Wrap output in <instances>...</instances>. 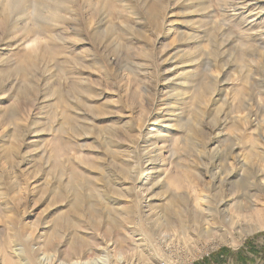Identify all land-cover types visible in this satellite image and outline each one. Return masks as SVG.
<instances>
[{"label": "rangeland", "instance_id": "obj_1", "mask_svg": "<svg viewBox=\"0 0 264 264\" xmlns=\"http://www.w3.org/2000/svg\"><path fill=\"white\" fill-rule=\"evenodd\" d=\"M139 138L153 148L135 184ZM229 148L238 174L223 191L246 225L248 199L264 198V0H0V257L142 264L155 252L157 264H195L263 247L264 230L239 243L234 231L190 262L183 231L166 225L177 209L202 216L210 155ZM76 234L91 243L68 258Z\"/></svg>", "mask_w": 264, "mask_h": 264}, {"label": "bare ground", "instance_id": "obj_2", "mask_svg": "<svg viewBox=\"0 0 264 264\" xmlns=\"http://www.w3.org/2000/svg\"><path fill=\"white\" fill-rule=\"evenodd\" d=\"M154 5V4H153ZM47 10L52 12V16L56 17L58 14V5L57 3H54V5H50L48 7H46ZM45 8V9H46ZM153 10V8H152ZM59 54V52H58ZM171 81V80H170ZM157 95V94H156ZM104 115V114H103ZM78 116V115H77ZM178 116V115H177ZM251 116V115H250ZM179 119V118H178ZM249 119V118H248ZM250 120V119H249ZM218 128V127H217ZM171 129V128H170ZM78 132V131H77ZM126 132V131H125ZM124 132V133H125ZM127 133V132H126ZM129 134V133H128ZM199 134V133H198ZM135 135V134H133ZM142 135V134H141ZM164 135V134H163ZM196 135V133L194 134ZM141 138V136H139ZM167 137V136H166ZM192 137V136H191ZM196 137V136H195ZM121 138V137H120ZM137 141H135L134 148L137 151L136 157L137 160L135 161V166L132 168L131 171V176L129 177L130 179H133V183L137 184L141 181V176H140V172L137 173V169L142 165V163H144V161L147 160L149 154L151 153V149H148V147L142 146V144L146 143L147 140L144 139H140ZM132 139V137H131ZM150 139V138H149ZM158 139V138H156ZM121 140V139H120ZM125 140V139H122ZM121 140V141H122ZM195 140V139H194ZM127 141V140H126ZM130 141V140H129ZM127 141V142H129ZM157 141V140H156ZM119 142V141H118ZM131 142V141H130ZM133 142V141H132ZM131 142V143H132ZM117 143V142H116ZM15 144V143H14ZM120 144V142H119ZM125 144V141L124 143ZM127 144V143H126ZM131 146V144H129ZM157 145V144H156ZM173 145V144H172ZM17 146V145H16ZM12 147V146H11ZM19 147V146H18ZM128 147V146H127ZM143 147V148H142ZM13 148V147H12ZM15 148V147H14ZM18 149V148H15ZM127 149V148H126ZM156 150V148H154ZM153 149V150H154ZM236 149V148H234ZM11 150V149H10ZM128 150V149H127ZM15 152L18 150H14ZM120 151V150H119ZM122 151V149H121ZM120 151V152H121ZM125 151V150H124ZM129 151V150H128ZM119 152V153H120ZM134 152V150H133ZM132 152V153H133ZM131 153V152H130ZM135 153V152H134ZM232 153H233V148H229L226 151H219L216 150L214 153H212L210 155V160L211 162L206 166V173L210 174L209 175V179L211 180L210 183H208L210 186L206 187L207 188V192L208 195H205V199H206V207H202L204 208V210H199L198 214H201L202 216L199 218L198 217H194L191 216L189 217L187 215V213L185 212V210L183 209H177L173 212V214H168L166 212V215L168 216V221L166 223V225L168 226H173V227H178L180 228V230L183 231V235L185 238V241H189L190 242V246L188 249V256H189V261L192 262L195 259H197L198 257L202 256L205 253H208L209 251L215 249L218 245H220L221 242L225 243L228 240V234H231L232 232L236 231V235L238 241L237 243H239L240 241H243L247 236H249L250 234L260 231V230H264V198L262 199V203L260 204L261 207H257V208H253L254 202L249 198V204L250 206V214L248 215V221L249 223H247L246 225H244L240 220L239 217H241V212L244 208V205L241 204L237 199H239V197L231 195V194H226L224 190V184L227 183L228 181L234 180L235 177L237 176V172L234 171L233 167H232ZM121 154H123L121 152ZM207 154V153H205ZM9 155V154H8ZM7 155V156H8ZM15 156H17L14 153ZM98 155V154H97ZM101 155V154H100ZM104 155V154H103ZM171 155V153H170ZM174 155V154H173ZM237 155V154H236ZM118 156V154H117ZM131 156V155H130ZM10 157V156H9ZM100 157V156H99ZM134 157V155H133ZM154 157V156H153ZM8 158V157H7ZM14 158V157H13ZM129 159V157H124V159ZM135 158V157H134ZM175 158V155H174ZM207 158V156H206ZM209 158V156H208ZM149 159V158H148ZM116 160V159H115ZM130 161L132 159H129ZM21 161V160H18ZM127 161L128 165L132 164V162ZM208 161V160H207ZM17 162V161H16ZM22 162V161H21ZM19 162V163H21ZM122 162V161H121ZM119 163V162H118ZM126 163V164H127ZM146 163V162H145ZM117 164V163H116ZM125 164V163H124ZM125 164V165H126ZM240 167H244L246 166V163L239 161ZM119 165V164H118ZM133 165V164H132ZM121 166V165H120ZM181 167V166H180ZM183 167V166H182ZM61 168V167H59ZM71 168V167H70ZM191 168V167H190ZM72 169V168H71ZM74 169V168H73ZM77 169V167H76ZM75 169V170H76ZM91 169V168H90ZM97 169V168H96ZM95 169V170H96ZM189 169V168H188ZM153 170V169H152ZM195 170V169H194ZM81 171V170H80ZM100 171V170H99ZM144 171V170H143ZM148 171V170H147ZM151 171V169H150ZM189 171V170H188ZM198 171V170H197ZM197 171H191V173L193 175H195V177H197L198 179L200 178L201 181H205L202 177H199L201 174L198 173ZM70 172V171H69ZM83 172V171H82ZM92 172V171H91ZM103 172V171H102ZM73 173V172H72ZM99 173V172H98ZM101 173V172H100ZM122 173V170H121ZM146 173V172H145ZM148 173V172H147ZM153 173V172H152ZM77 174V173H75ZM86 174V173H84ZM94 174V172H93ZM149 174V173H148ZM87 175V174H86ZM89 175V174H88ZM242 175V174H241ZM79 177V175H73V177ZM93 176V175H92ZM96 177V176H95ZM164 177V176H163ZM75 178V177H74ZM87 178V177H86ZM181 178V177H180ZM179 178V180H180ZM78 179V178H77ZM83 180V178H81ZM128 179V177H127ZM172 179V178H171ZM185 178H183L184 180ZM187 179V178H186ZM71 180V179H70ZM94 180V179H92ZM91 180V181H92ZM173 180V179H172ZM80 181V180H79ZM99 180L97 179L96 182H98ZM163 181V180H162ZM181 181V180H180ZM186 181V180H185ZM184 181V182H185ZM258 181V180H257ZM77 182V181H76ZM81 182V181H80ZM113 182V181H112ZM177 182V186L180 187V183L179 181ZM260 182V181H259ZM72 183V182H71ZM84 183V182H83ZM95 183V182H94ZM116 183V182H115ZM102 184V182H101ZM185 184V183H184ZM104 185V184H103ZM124 185V184H123ZM221 185V188L220 186ZM119 186V185H118ZM176 186V184H175ZM100 187V186H99ZM102 187V185H101ZM100 187V188H101ZM131 187V186H130ZM103 188V187H102ZM182 188V186H181ZM261 190L260 191H264V182L261 183ZM1 189V188H0ZM88 189V188H87ZM114 189V188H113ZM132 189V188H130ZM179 189V188H178ZM185 189V188H184ZM135 190V189H134ZM222 191L221 195L219 194V202H217L216 206H211L209 203V199H210V195L212 193V191ZM79 191V190H78ZM129 189L128 190H124L122 192V195H127ZM179 191V190H178ZM183 191V189H182ZM185 191V190H184ZM259 191V190H258ZM211 192V193H210ZM76 193V192H75ZM100 193V192H98ZM114 193V192H113ZM136 194V190L134 192ZM149 190H148V194H149ZM210 193V194H209ZM228 193V192H227ZM135 194H133L132 196H134ZM140 194V193H139ZM144 194V193H143ZM59 195V194H58ZM56 194V197L58 196ZM2 196V195H1ZM139 196V195H138ZM151 196V195H150ZM202 196V195H201ZM256 196V195H255ZM124 197V196H123ZM136 197V196H135ZM141 197V196H140ZM257 200L259 199V196H256ZM137 198V197H136ZM142 198V197H141ZM152 198V197H150ZM202 198V197H201ZM200 199V198H199ZM125 200V199H124ZM135 200V199H134ZM143 202L142 203H147V206L145 207H150V200L148 199V197L146 198H142L140 199ZM60 201V200H59ZM171 201V200H170ZM174 201V200H173ZM65 202V201H63ZM114 202V201H113ZM112 202V203H113ZM127 202V201H126ZM136 202V201H135ZM111 203V204H112ZM119 203V202H118ZM122 203V202H121ZM145 203V204H146ZM1 204V203H0ZM63 204V203H62ZM110 204V203H109ZM114 204V203H113ZM112 204V205H113ZM140 204V202H139ZM61 205V204H60ZM66 205V204H65ZM118 205V204H117ZM116 205V206H117ZM173 204L170 203L169 206H172ZM200 205V204H199ZM80 207V204L77 203V205H75V207ZM123 206V205H122ZM154 206V205H153ZM5 207V206H4ZM182 207V206H181ZM200 207V206H199ZM70 208V207H69ZM81 208V207H80ZM86 208V206H85ZM124 208V209H123ZM141 209H143L141 207ZM151 209V208H150ZM201 209V208H200ZM69 210V209H68ZM119 210V209H118ZM136 210V209H135ZM149 210V209H148ZM73 211V210H72ZM83 211V210H82ZM95 211V210H94ZM122 211H124V215L126 217H128V213H129V207L125 206L122 207ZM151 211V210H150ZM172 211V210H171ZM69 212V211H68ZM81 212V211H80ZM110 212V211H109ZM139 212V211H138ZM145 212V211H144ZM206 212V214H205ZM86 214V213H85ZM65 215V214H63ZM74 215V214H73ZM197 216V215H196ZM63 217V216H62ZM65 217V216H64ZM63 217V218H64ZM124 217V216H123ZM166 217V216H165ZM61 218V217H60ZM71 218V217H70ZM59 219V218H58ZM57 219V220H58ZM242 219V218H241ZM63 220V219H62ZM124 220V219H123ZM128 220V219H127ZM64 222V221H63ZM85 222V221H84ZM124 222V221H123ZM79 223V222H78ZM126 224V223H125ZM101 226V225H99ZM225 226L226 227V231L225 233L223 232V234H220V230H222V227ZM59 227V226H58ZM102 227V226H101ZM87 228V227H86ZM171 228V227H170ZM224 228V227H223ZM120 229V225L117 221L112 220L109 222L108 225V231L110 232L111 230H119ZM73 230V229H72ZM78 230V229H77ZM84 230V229H82ZM114 232V231H113ZM52 233V232H51ZM78 233V232H77ZM51 235V234H50ZM85 235V234H84ZM144 235V234H143ZM146 235V234H145ZM50 237V236H49ZM60 234H58L57 236H55L54 239H62ZM89 237V236H88ZM84 237L81 236L79 234L73 235L70 239H69V243H68V248H67V257H75L77 255H80V253L83 251V248H85L86 246H88L91 243V239L90 237ZM93 237V236H92ZM11 239V237H10ZM50 239V238H49ZM53 239V238H52ZM96 239V238H95ZM150 240V239H149ZM235 240V238H234ZM11 241V240H10ZM48 241V240H46ZM230 241V240H229ZM19 242V241H18ZM10 243V242H9ZM8 243V244H9ZM93 243V242H92ZM120 243V242H119ZM236 242L234 244H237ZM97 244V243H96ZM118 244V243H117ZM8 246V245H7ZM17 248V247H16ZM6 249V248H5ZM15 251V250H14ZM11 252V251H10ZM9 249L7 247L6 252L3 253V255L0 257V264H21V259L19 258V256H12L10 255ZM18 252V251H17ZM14 253V252H13ZM29 259L31 262L33 263H37V258L36 255L33 253V251H29ZM16 256V257H15ZM163 256V255H162ZM166 256H163V258H165ZM89 261L95 260L93 258H88ZM116 260L118 259V256H116L115 258ZM160 257L159 255H157L155 252H151L148 256L146 257H142V264H157V261H160ZM41 262V261H40ZM88 262H81V261H76V262H70V261H64L61 264H87ZM32 264V263H31ZM158 264H160L158 262ZM167 264V263H164ZM168 264H170V262L168 261Z\"/></svg>", "mask_w": 264, "mask_h": 264}, {"label": "crops", "instance_id": "obj_3", "mask_svg": "<svg viewBox=\"0 0 264 264\" xmlns=\"http://www.w3.org/2000/svg\"><path fill=\"white\" fill-rule=\"evenodd\" d=\"M263 247L258 248L254 242L249 241L246 248L236 255L223 249L199 260L195 264H264V258L261 256Z\"/></svg>", "mask_w": 264, "mask_h": 264}, {"label": "trees", "instance_id": "obj_4", "mask_svg": "<svg viewBox=\"0 0 264 264\" xmlns=\"http://www.w3.org/2000/svg\"><path fill=\"white\" fill-rule=\"evenodd\" d=\"M261 256H263V258H264V248L261 250ZM262 261H263V259H262Z\"/></svg>", "mask_w": 264, "mask_h": 264}]
</instances>
